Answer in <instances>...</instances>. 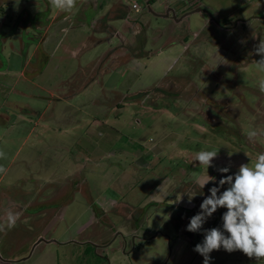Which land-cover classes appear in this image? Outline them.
<instances>
[{
    "label": "rangeland",
    "instance_id": "374dc122",
    "mask_svg": "<svg viewBox=\"0 0 264 264\" xmlns=\"http://www.w3.org/2000/svg\"><path fill=\"white\" fill-rule=\"evenodd\" d=\"M112 1L124 12H110L118 36L109 29L98 45L89 38L69 46L89 32L77 4L71 27L46 36L54 52L45 61L25 26L47 15L44 0H0V68L26 52L31 75L0 73L16 79L0 90V103L6 96L13 113L22 101L44 110L18 128L24 137L13 148L0 133V151L8 150L0 159V223L9 210L18 215L14 228L0 231V264H203L194 247L203 229H222L227 209L196 233L187 230L190 218L211 187L250 163L245 152L253 160L264 152V74L253 52L264 38V0ZM139 90L148 96L117 108L118 96ZM249 129L261 135L250 140ZM150 143L162 154L139 165L135 158ZM190 149L218 151L208 169L216 179L203 189L196 179L207 169ZM224 167L230 171L218 170ZM210 256V264H264L239 250Z\"/></svg>",
    "mask_w": 264,
    "mask_h": 264
},
{
    "label": "clouds",
    "instance_id": "9594fccd",
    "mask_svg": "<svg viewBox=\"0 0 264 264\" xmlns=\"http://www.w3.org/2000/svg\"><path fill=\"white\" fill-rule=\"evenodd\" d=\"M76 3L77 0H48L51 9L60 12H71ZM253 52L261 57L256 60V71L264 74V38L254 45ZM258 88L264 93V75L258 79ZM246 135L250 140H254L261 133L249 129ZM217 153L215 150H201L195 155L193 161H198L199 167L207 169L205 176L196 179L202 189L216 179L208 174V169L213 165ZM229 154L231 155V152ZM245 154L250 158V163L241 164L236 173L223 176L219 180V186L211 187L210 195L200 205V211L190 218L187 225L188 231L200 232L207 219L218 208L227 209L222 215L223 230L221 227L203 229L204 239L194 247V251L204 257L203 264H210V253L221 248L229 253L239 250L249 258L264 260V152L258 154L254 160L248 153ZM5 156L6 154L0 151V159ZM218 170L222 173L230 171L228 167ZM2 171L4 169L0 167V172ZM225 184L228 187L221 192ZM188 197V202L191 203L193 196L188 194ZM17 219L15 212L7 211L4 222L0 223V231L14 228Z\"/></svg>",
    "mask_w": 264,
    "mask_h": 264
},
{
    "label": "crops",
    "instance_id": "0c3cea01",
    "mask_svg": "<svg viewBox=\"0 0 264 264\" xmlns=\"http://www.w3.org/2000/svg\"><path fill=\"white\" fill-rule=\"evenodd\" d=\"M45 5L47 7V15L44 18H40L37 17L36 19H32V23L31 22H27L25 24V26H27L28 24H30L32 26V31L30 30L28 35L29 39H32L31 37L34 35L35 40H31L34 41V45L35 47L39 48V52L36 53V55L40 54L45 58V61H48L50 58V55L53 54L54 52V47L51 50V47L49 46V44L47 43L46 36L53 31H57V32H62V31H67V29L69 28V24L71 27V15L73 13V11L77 12L76 7L71 11V12H60V11H54L51 9V7L48 4V0H44ZM111 3L115 4L112 0H77V4L80 5V20L85 21L87 23V30L89 31L88 34H86L82 39H79V41L75 44V45H70L72 46L73 49H78L81 45H84L87 43V40L89 38H91L93 40V45H98L99 43H101L102 39H108V31L109 29H112L111 34L118 36V29L113 27L109 21L112 19L113 15H110V12L113 11L114 15H119L120 14H124L122 9H119V7H115L114 9L110 8ZM121 10V11H120ZM120 11V12H119ZM31 13V12H30ZM31 15V14H30ZM108 19V20H107ZM68 25V26H67ZM81 25H83V23H81ZM34 32H36V34H34ZM96 33H98V35H96ZM104 35V36H103ZM109 40V39H108ZM123 43H125V41H122ZM58 43V42H56ZM22 46H23V40L20 41L19 47L20 50H18L19 52L22 53ZM34 53V52H32ZM134 52H127V54H132L133 55ZM13 54V53H12ZM28 54H26L22 57V59H20L21 55H17L16 53H14V58L16 59L15 62L13 63L12 66L6 65V67H4L3 69L0 68V73L3 74L4 70L6 69V71L9 70H16L18 75H22L24 76L23 79L25 78L26 81L29 80L31 77V75L25 76L26 75V62L24 61V57L27 56ZM33 55V54H31ZM37 55V56H38ZM99 55H96V57ZM38 64L34 65V68L32 69L31 73L36 74L38 71ZM20 77L21 76H17ZM15 80H13V82L11 80H6L4 78V80H0V90H5V87H9L10 89H12L13 85L15 84ZM95 78H92L91 81H94ZM32 81V80H31ZM33 82V81H32ZM34 85L37 84L35 82H33ZM88 83L90 82H86V84H84V86H86ZM25 95V93H21L20 97H14L12 96V100L15 98H22V96ZM36 97H41V95L39 94H34L33 92L30 94ZM74 95L73 93L70 92L69 96ZM141 95H147L148 93H145L144 91H133V94L128 93V95L126 96V98H122L120 96H118L116 98V103L115 105H118L117 108H119L120 110L122 108L125 107V104H128V106L134 104L136 105L137 103V98ZM126 99V103H124V101H121L120 99ZM142 98V97H141ZM144 98H142L143 100ZM17 100V99H16ZM26 101H22L21 104H19V108L18 111L16 113H13V111H8V107H9V99L6 98V96L3 97V101L0 103V133H5V142L7 144H10L9 149L13 148L14 145H16L17 143H19L24 136L22 135V130L18 129L21 128L22 125L23 127H25V122L26 123H30L29 119H32V116L36 113L37 118H39L40 116L43 115L44 110L40 111V110H33L31 106L26 105L25 103ZM7 103V104H5ZM78 107V106H77ZM119 110V111H120ZM36 118V119H37ZM37 120H35L34 125H31L30 129H34L38 126V124L36 123ZM93 122L99 121L98 119H92ZM21 125L20 127H18V125ZM31 124V123H30ZM22 127V129H24ZM162 130V129H161ZM28 132V131H27ZM10 136L12 138V140L10 141ZM188 136V135H187ZM10 141V142H9ZM19 141V142H17ZM135 141V140H133ZM1 142V139H0ZM47 142V140H46ZM173 144V143H172ZM5 148H7V146H5ZM163 148L159 143H150L149 146H147V149L145 151H140L139 155L135 158L136 163H138L139 165H148L152 159V157L155 154H162ZM190 153L195 154L199 151H192L190 149ZM183 152L189 153L188 150H184ZM7 153L8 150L5 151V154L7 157ZM189 153V154H190ZM5 160V159H4ZM188 175V174H187ZM53 179V178H51ZM182 198V197H180ZM185 206V205H182Z\"/></svg>",
    "mask_w": 264,
    "mask_h": 264
},
{
    "label": "built area",
    "instance_id": "2783aa9c",
    "mask_svg": "<svg viewBox=\"0 0 264 264\" xmlns=\"http://www.w3.org/2000/svg\"><path fill=\"white\" fill-rule=\"evenodd\" d=\"M132 7L135 8V10H137L138 9V3L137 2H133L132 3Z\"/></svg>",
    "mask_w": 264,
    "mask_h": 264
},
{
    "label": "water",
    "instance_id": "95a60500",
    "mask_svg": "<svg viewBox=\"0 0 264 264\" xmlns=\"http://www.w3.org/2000/svg\"><path fill=\"white\" fill-rule=\"evenodd\" d=\"M195 9H199V7L195 8ZM168 10H169V9L166 10V14H168Z\"/></svg>",
    "mask_w": 264,
    "mask_h": 264
}]
</instances>
